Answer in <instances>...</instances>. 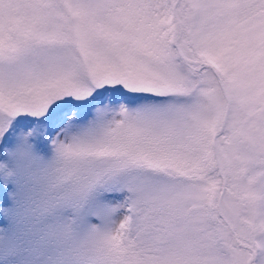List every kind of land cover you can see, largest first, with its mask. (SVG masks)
Wrapping results in <instances>:
<instances>
[{
  "label": "snow or ice",
  "instance_id": "1",
  "mask_svg": "<svg viewBox=\"0 0 264 264\" xmlns=\"http://www.w3.org/2000/svg\"><path fill=\"white\" fill-rule=\"evenodd\" d=\"M0 264H264V0H0Z\"/></svg>",
  "mask_w": 264,
  "mask_h": 264
}]
</instances>
